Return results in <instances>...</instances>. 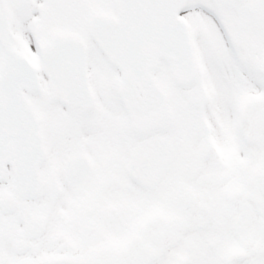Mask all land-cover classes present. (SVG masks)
<instances>
[{
  "label": "snow or ice",
  "instance_id": "1",
  "mask_svg": "<svg viewBox=\"0 0 264 264\" xmlns=\"http://www.w3.org/2000/svg\"><path fill=\"white\" fill-rule=\"evenodd\" d=\"M0 264H264V0H0Z\"/></svg>",
  "mask_w": 264,
  "mask_h": 264
}]
</instances>
